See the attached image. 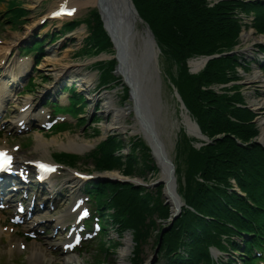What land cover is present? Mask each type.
<instances>
[{"label":"rangeland","instance_id":"rangeland-1","mask_svg":"<svg viewBox=\"0 0 264 264\" xmlns=\"http://www.w3.org/2000/svg\"><path fill=\"white\" fill-rule=\"evenodd\" d=\"M58 1L59 0H38V3L36 4L33 3L31 0H13L15 4H19L21 8H24L26 12L23 18H21L22 20L20 24L18 21L15 25L10 26L7 25V23L9 24V22H7V19L4 18L6 14H3L5 12V5L4 3H0V40H2L3 43H12L14 42V36H18L19 41H17V43H19L20 45H24L29 42L31 43L32 39L36 37L38 40L42 41L43 48V58L40 59L37 68H34V71L31 74L32 82L30 83L31 86H28V90L30 91L25 90V93L22 94V96L14 97L13 103H22L27 99L28 96H36V98L40 96L46 88L52 85L54 76L57 74L59 68L64 65L74 67L78 65L82 68V70H80L78 73L83 75L86 73V77H89L91 79V89L95 88V86L98 85V81H95L97 77L95 76V78L93 79L92 76L93 74L97 75V72L94 70H89L86 65H80V63L82 62L81 54H84L85 50L87 49H81L84 46V38L88 36L87 40L85 41L86 47H88V44L91 45L92 41H94L95 43L97 41L91 35L92 26H94L95 23L90 22V14L95 13L98 18V14L96 13L97 9L90 6L82 8L78 7L76 11L73 10L72 14L69 16V20L80 19V23L76 24V27L74 26L70 32L64 33V31L62 32L61 30L57 31V20L46 18L48 8L50 9L54 5H58ZM29 6H33V8H28ZM170 6H174V3H170ZM233 18L235 21H242V17L239 14L234 13ZM41 22H44L46 25H42ZM98 22L100 23V27H102L99 18ZM76 30H79L82 33L80 36V40L71 37V34H73ZM249 30L251 29H245V31ZM101 33L105 36L103 30L101 31ZM49 35H54L58 37L51 42L49 40ZM251 36L252 39L244 41L245 39H243L242 36L239 35L236 42L237 47L244 49V47H247L250 44L256 43L259 45V39L260 41L264 42V34L259 35L253 31ZM102 44L103 42H100L97 45L102 46ZM109 46V49L111 51H114L111 43ZM159 50L161 51V54L158 53L156 57V65L158 67L156 85L153 89V80L150 84L151 88L153 89V95H150V97L145 100L147 102V109H149L150 114L153 115L154 125L157 131L158 138L161 141L164 153L168 161L172 164L173 168L175 169V167H177L179 169V174L177 177V174L174 173L175 180L176 178H178V183H180L179 186L176 182V192L178 194V191L180 193V188L181 190H183L185 186V178L187 172V156L189 164V158L192 154V151L200 150V148L203 147L205 143L209 141L212 142V139H209L206 136L204 140H202L190 137L186 134L185 129L181 124L180 108L182 106H180L178 100L175 98L174 88L172 87V83L170 82L171 78H173L174 76L181 75L178 70L180 67L179 64L175 61L173 57L174 52H172L171 49H169L170 57L165 55L168 50L164 47V45L160 46ZM245 55L250 56L248 52H246ZM211 56H213V59L216 60L214 55ZM101 57H108V59H110L111 56L108 53L107 56ZM260 59L263 62L264 56L260 55ZM110 65L111 68L109 70L108 77L113 81L118 80V83H112L113 86L106 85V87H101L100 89L96 87L93 91V96L97 95L98 97H100L101 95H107L111 97L112 103H114L110 108L111 110H115L124 107L125 104L129 103L130 98L128 96V87L116 74V67H114L113 60L110 62ZM185 68V77H191L193 74L190 73V69H187L186 63ZM258 69H255L254 64L250 70H243L237 66L235 71H237L238 73H236L234 77H236L235 81L240 83V90L245 97L246 103L248 105L250 104L251 107L255 109L258 108L256 110V125L259 132H261V123L264 122V74L261 73V75L256 76L257 72H259ZM108 82L109 81H107L106 83ZM218 85L219 84H213L207 89L212 88L211 90H213V92L216 93L217 98L220 99L223 94L221 93L222 89L220 90L221 87H218ZM111 100H109V103L111 102ZM139 100H141V97L139 98ZM14 106L16 108L19 107L18 105ZM101 107L102 105L95 110L94 116L86 114V111L89 112V107H86L85 113L81 111L80 118L82 120H80L77 125L67 126L63 129L61 128L62 130L60 131L51 133H41L37 131L16 132L15 130H10V132H8V134L4 137L3 140L0 139V144L6 145L7 147H9V149L14 150H16L15 148H17L18 146H20V150H17L16 153H18L22 157L28 158V160H30L31 162H34V160H38L54 164V162H52L51 160V156L54 154L65 153L71 155L75 154L76 156L78 155L79 157H84L86 154H88V152L91 151L92 147H89L86 152L82 154L71 152L68 153L50 147V145L53 144L51 143L52 140H57L63 145H66L67 140L81 142V144L84 145L91 143L94 145L104 135L111 134L112 136H116L118 137V139L120 138L122 140V144L125 148H122L120 152L123 154V156L128 152L126 146H128V148H131L132 143H140L141 147H136L138 148L137 150H134L133 148L132 150L130 149V159L134 164L135 171L133 175L135 176V179L138 182H142L146 186V190L144 192L142 191L141 194H144L148 197L147 206L149 208L153 207L156 204L155 201H157L164 205L163 209H165L166 211L165 218L161 215H159L158 217L157 213L156 216H154L153 213L151 217H148L149 219L154 221L155 227L151 230V233L148 234V239L142 244H140L135 264H173L175 257L172 254L177 248L173 250L172 254L165 253L166 250L164 252V250L162 249L160 245L161 242L158 244L157 241L160 233L166 232L171 227H173V223L178 217L179 213L178 215H176V218H171V209L169 203L164 197V185L161 181L158 180L159 170L156 164L154 163L150 152L148 151L149 149L142 137L139 134L130 132V128H128V126L132 125L131 123L133 113L131 114L130 111H126V116L123 120L125 122V125L123 126V131L121 129L115 132H109L104 131L105 129L103 130V128H106L108 126L110 116L109 114H103V109ZM38 138H42V143L48 144L46 146V151L43 150L44 153H41L39 149H37L36 145ZM254 141L261 143L259 139H256ZM150 164H152V167H155V170L153 172H151L150 169L146 166H150ZM57 169L58 180L62 179L63 175H65L66 172H73V174L75 173L78 176L97 174L92 170L90 164H87L85 166L79 164L75 170H68L63 166H60V168L57 167ZM119 171L122 170L119 169ZM112 174L120 175V173H117V171L112 172ZM125 176L130 177L131 175L129 174ZM86 180L91 181L92 179ZM200 180L201 179L199 178V176L196 175L195 181L200 182ZM89 181H85V183L87 184ZM229 182L231 184L234 183V181L231 179L229 180ZM46 197L47 195L45 196L44 193H40L39 199L43 202L44 212H40V209L36 210L34 212V216L31 218L29 224L27 225L28 228H18L11 225L10 223L12 222V217L10 216H12V214H8L6 216V213H2V225H0V261L2 262V264H16L19 258H22L26 264H29L32 254L34 252L39 253L41 249L45 251L48 257H44L43 261L40 264H51L52 260V264H54V259H52L50 254L56 253L58 251V242L56 238L44 235L42 236V238H37L34 235L33 238L32 232L33 230L42 229V219L51 220L57 217L61 213V210L67 206L68 202L63 201L62 199L61 201L48 204L47 202L44 203ZM48 202L50 203V201ZM85 204H87L88 206L87 202H85ZM54 212L55 214H52ZM44 213L51 216H44ZM146 217L144 220V224L146 225V227L143 228L144 231L149 229L147 228L149 221L148 219H146ZM143 229L136 227V230L139 232H143ZM108 233L110 234V230L107 226L105 229V235ZM237 239L240 238L237 237ZM237 239L235 238L236 241ZM238 243H240V241H238ZM120 244L122 245V242ZM23 247H25V250H23ZM94 248L96 247H92L87 250L81 249V254L73 256L77 257L75 264H91L92 260L95 257L93 253ZM9 249L12 251V254L9 253ZM122 250L123 249L119 246V248H117L116 250V253H114V255L110 257L111 259L106 261L105 263L118 264L120 254L123 253L121 252ZM180 250H186V248L181 247ZM131 251L132 249L130 248L127 257H125L124 259L122 257V261H124V264H130ZM183 255L185 257V252ZM81 256L83 257V259H80L82 258ZM220 260L225 261L226 259Z\"/></svg>","mask_w":264,"mask_h":264},{"label":"trees","instance_id":"trees-1","mask_svg":"<svg viewBox=\"0 0 264 264\" xmlns=\"http://www.w3.org/2000/svg\"><path fill=\"white\" fill-rule=\"evenodd\" d=\"M139 17L148 25L158 45L169 49L179 64L181 75L174 76L170 82L176 88L184 106L196 120L202 134L212 139V143L204 145L200 150L192 151L187 156V172L184 189L178 194L184 204L194 209L200 216L189 209L183 208L179 216L161 239V247L165 253H173L176 248L185 247L186 258L195 259L204 251L201 248L213 242L212 231L228 228L222 225V217L234 226L244 230L246 220H253L264 207V189L256 190V185L262 179L264 172V151L259 145L251 143L257 136V130L252 123L255 115L248 110L236 107L242 102L239 95H222L209 90L213 84H227L236 79V57H227L210 61L204 70L194 76H186L185 63L188 59L198 56H211L230 51L236 45L240 27L234 20V11L240 9L249 12L254 6L251 0H218L212 8L207 0H131ZM174 3V6H170ZM259 12L257 29L264 28V17ZM90 22H94L91 35L95 45L104 41L100 23L95 13L90 14ZM173 40H172V38ZM88 44L89 47H93ZM161 52V51H160ZM111 67H109L110 69ZM231 78V79H229ZM218 137V138H216ZM237 141L242 145L240 146ZM141 147L140 143H132L131 150ZM120 148V141L113 137L107 145L106 159L103 161L106 169H121L125 175L134 172L133 162L113 156ZM194 150V149H191ZM125 165L124 168H121ZM150 170L149 165H146ZM174 173L179 174L175 167ZM196 175L201 179L196 182ZM234 180L242 193L250 189L255 192L245 193L246 200L230 191ZM177 185L178 178H176ZM202 182L213 184L212 190L204 187ZM224 185L223 189L218 185ZM124 205L128 196L132 203V221L139 224L142 217L158 211L164 216L165 209L157 201L155 206L148 207V198L139 194L141 190H131L120 187L119 190ZM248 195V196H247ZM249 202V203H248ZM255 208L250 207V204ZM158 203V204H157ZM163 206H162V205ZM208 219V220H207ZM206 239V240H204ZM169 251V252H168ZM183 255L181 261H184ZM176 261V260H175Z\"/></svg>","mask_w":264,"mask_h":264},{"label":"bare ground","instance_id":"bare-ground-1","mask_svg":"<svg viewBox=\"0 0 264 264\" xmlns=\"http://www.w3.org/2000/svg\"><path fill=\"white\" fill-rule=\"evenodd\" d=\"M31 1L36 4L38 3V0ZM73 2L81 8L91 6L97 9L102 21L104 31L106 32L112 43V47L114 50V58L116 60V74L121 78L123 83L129 89V103L125 104L124 107L115 110H111L110 108L114 103H112L111 97L107 95L100 96L99 99H101V102H106L105 108L102 110V112L103 114H109L110 116L108 122L109 124L106 128H103V130L105 129L104 131L115 132L117 130L122 129L123 131V126L125 125V122L123 120L125 119L126 111H130L131 114L133 113L131 123L132 125L128 126V128H130V132L139 134L147 145L149 152L153 158V161L159 170L158 180L161 181L164 185V197L169 203L171 213H176L177 211H180L178 208L181 201L175 194L174 178L171 172V165L164 153L161 141L158 138L157 131L154 125L153 115H151L149 109H147V102L145 100L149 98L150 95H153V89L156 85L157 77V67L155 64V58L157 53L156 48L154 47L155 41L153 38V34L148 28L151 32L150 34L149 31L142 26L141 22L134 15L131 6L132 1L131 4L128 0H73ZM28 8H33V6H29ZM65 8L68 9L70 7L65 6ZM50 9L48 8L47 15L50 12ZM81 34L82 33L79 30H76L73 34H71V37L80 40ZM243 36L245 40L249 39L246 34H243ZM16 39H18V36H14V40ZM7 46L3 47L2 49H6ZM8 64H10L9 68L11 67V69L12 67L17 68H15L14 71L11 70L8 72L3 71L2 69L1 72H3V76H7L5 78H9L15 82L21 79L25 69H19V64H17V61L15 59L10 60ZM23 64L25 65V67H29V63L26 60ZM203 64L204 59L201 57L191 60L188 63L190 71L193 73L200 70L203 67ZM80 70H82V68L78 65H76L75 67L64 65L59 68L57 73H60L58 75H62L61 73L72 75L78 73ZM4 77L1 78V81L6 84V82L3 81ZM60 78L63 77L60 76ZM72 79L73 78H70V80ZM83 80V84L87 85L88 88L92 86L91 79L89 77L86 78L84 76ZM153 80L154 86L152 89L150 84ZM82 86L78 84L79 90L83 89ZM6 92L8 93L9 90L3 89L0 86V93L6 94ZM140 97L141 100H139ZM93 99H96V97H94ZM109 100H111L110 103ZM17 122L22 124V121L20 119H17ZM181 124L184 127L185 132L188 136L201 139V136L197 128L195 127L193 121L190 119L189 115L182 110ZM263 125L264 122L261 123V132L258 138L262 144H264ZM118 140L120 141L121 145L122 140L120 138ZM51 143L53 144H51L50 147H53L57 150L59 149L60 151L73 153H82L92 145H84L81 144V142H76L72 140H67L66 145H63L57 140H52ZM109 144L110 140H107L106 145ZM47 145L48 144L42 143V138L37 139L36 146L41 153H44V151H46ZM24 161L25 160L21 159V157L17 154L14 158L13 165L16 166L17 164H22ZM30 172L31 170L28 171V176L31 174ZM110 176H116V174H111ZM53 177L54 173L49 174L45 177V179H49L48 182H53V185H49V187L45 188V191L50 193L52 200H58L59 198L57 196L63 194V190L60 188L61 186L66 183L68 185L77 184L78 180V178H76L74 174H66L65 176L63 175V177L65 178L60 180L62 182L58 183L59 186H54V180H52ZM20 186H22L21 182L15 184V188L17 189L20 188ZM15 200L19 201V198L15 195H11L8 201L10 203H13V201ZM73 203L74 202H72V204ZM74 204L76 205V202ZM64 215L61 214L57 222H59ZM123 244L125 248L123 249V253L120 254L118 264H124V261H122V257L127 256L129 240H127V238L124 239ZM39 257L40 256L37 255V258L34 260H39Z\"/></svg>","mask_w":264,"mask_h":264},{"label":"water","instance_id":"water-1","mask_svg":"<svg viewBox=\"0 0 264 264\" xmlns=\"http://www.w3.org/2000/svg\"><path fill=\"white\" fill-rule=\"evenodd\" d=\"M128 1H129V3L131 4V1H130V0H128ZM131 6H132V11H133L134 15H135V16L138 18V20L141 22V20L139 19V17H138V15H137V13H136V11H135V9H134V7H133L132 4H131ZM142 26L145 27V28L149 31V33L151 34V32H150V30L148 29V26H147L146 24L143 23ZM154 47H155V42H154ZM209 59H210V58H206V59H205V62L208 61ZM175 97L177 98L178 102L181 104V102L179 101V98H178L177 94H175ZM181 105H182V104H181ZM195 127L197 128L196 125H195ZM197 130H198V128H197Z\"/></svg>","mask_w":264,"mask_h":264},{"label":"snow or ice","instance_id":"snow-or-ice-1","mask_svg":"<svg viewBox=\"0 0 264 264\" xmlns=\"http://www.w3.org/2000/svg\"><path fill=\"white\" fill-rule=\"evenodd\" d=\"M58 14H59V13H54V15H58ZM69 14H70V13H69ZM0 155H4V162H3V164L0 165V166L6 167L9 158L6 156V154H2V153H0Z\"/></svg>","mask_w":264,"mask_h":264}]
</instances>
